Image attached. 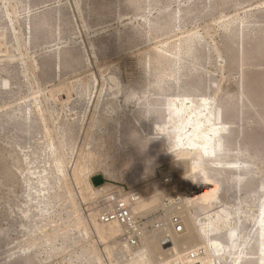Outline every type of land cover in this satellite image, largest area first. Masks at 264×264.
<instances>
[{
	"label": "rangeland",
	"instance_id": "1",
	"mask_svg": "<svg viewBox=\"0 0 264 264\" xmlns=\"http://www.w3.org/2000/svg\"><path fill=\"white\" fill-rule=\"evenodd\" d=\"M155 64L164 72L156 79ZM1 81L0 264H258L264 119L250 95L264 107V0H0ZM203 98L228 125L227 149L245 145L250 155L258 139L262 157L229 202L227 222L204 238L191 220L194 239L180 261L174 251L152 259L121 241L118 226L101 224L97 209L112 193L139 190L133 212L146 238L165 228L159 243L171 247V235L185 230L174 233L162 212L164 179L184 190L189 162L163 150L153 124L164 122V99ZM97 176L104 184L94 187ZM197 184L202 198L222 188L218 178ZM229 228L235 244L221 248Z\"/></svg>",
	"mask_w": 264,
	"mask_h": 264
},
{
	"label": "bare ground",
	"instance_id": "2",
	"mask_svg": "<svg viewBox=\"0 0 264 264\" xmlns=\"http://www.w3.org/2000/svg\"><path fill=\"white\" fill-rule=\"evenodd\" d=\"M2 39H4V38H2ZM180 55L181 54L176 55V56H178L177 57L178 60L181 59ZM193 57H195V56H193ZM3 61H4V59H3ZM191 64H193V63H191ZM188 66L191 67L190 64ZM192 67H194V66H192ZM170 73H172V72H169V75H173ZM163 74H164V72H162L160 67L156 64L151 69V75L153 76L154 79H156L160 76H163ZM176 79H177V77H176ZM112 80H114V79H112ZM255 82L256 81H254V83ZM0 83L2 85L6 84L5 81H1ZM250 84H252V83L250 82ZM116 87H117V85H116ZM128 91L129 92L127 93V95H129V96L125 97V101H128L129 99H131V97L133 95L132 90H128ZM253 91H255V90H253ZM243 94H245V93H243ZM250 94H251V92H250ZM258 94H260V93H258ZM142 95H144V94H142ZM240 97L242 99V97H243L242 92H241ZM244 97H246V96H244ZM263 97H264V95H263ZM250 98H252V104H253V102H255L257 107L260 109V112L262 111L261 112L262 115L261 114L260 115L264 119V107L261 106V100H258V99H256L258 97H255V96L252 97L251 95H250ZM250 98L248 100H251ZM259 99H260V97H259ZM116 105L117 104H115V106ZM140 105L141 104H139V106ZM163 105H164V110H165L164 122L162 124H159V123L153 124V126L154 125H155V127L157 126L159 133L163 136L162 137L163 138V150L164 151H166V150L171 151V153L172 152H178V154L181 157L186 158L189 162L188 169L185 170L182 173V175L184 178H188L190 180V183L182 191H180L181 189H179V186H176V187H178V189L176 188L177 194L181 198V201H182V218H183V225H184L185 232L183 234L171 235L172 236V243H171V239H170V242L168 243V245L170 243L172 245L167 250L164 249L159 243V241H160L159 238H161L163 236V232H166L165 228L160 229L156 232H154V231L150 232V234H147L148 235L147 238H146V232H145L144 243L141 244V247L144 246V247H142L143 251L145 252V254L152 257V259H156L159 257H161V259H163L167 256V253H169V251H174L175 252L174 256H176L175 257L176 261L175 260L174 261L179 262L180 261L179 255L181 253V251H180L181 246L183 244H186V243L193 241V239H194L193 232L191 231V228H190L191 220H192V223H194V225H196L198 232L204 238H207L208 234H210L212 231H215V230L217 231L219 224H223L224 222H227L226 220H227L228 213H229L228 210L230 209L229 208V202H231V200H233V196H234V199H236L235 197L240 194L239 192H240L241 185L250 176V174H252V169L254 168V165H256V162H258L259 159L262 157V153H261L260 149H262V143L261 142H263V141L260 142L258 139H255V141H253V143H252L253 147H252V151L250 150L251 151L250 155L247 153V147L245 145L242 148L241 146L236 144L235 145L236 147L234 149H232V150L227 149V146L229 145V139L227 138L229 136V132L227 131L228 125L226 123L222 122L220 110L218 108L214 107L213 102L211 100H209L208 98H205V99L203 98L198 103H195L193 101L184 103V100H182V101H180V104H175V100L169 101V100L164 99ZM244 105H246V104H244ZM129 106H131V105H129ZM113 107H114V105H113ZM240 110H241V108H240ZM256 112H257V110H256ZM258 114H259V112H258ZM260 115H259V117H260ZM150 122L151 121H149V124H150ZM145 134H146L145 129L140 131V135L142 137H146ZM230 155H232L235 159L234 160H227V157ZM240 155H245L246 159L241 160L239 158ZM227 171H232L233 174L227 175L226 174ZM110 174L105 172L104 177L111 179V180L114 179V177ZM259 174H261V173H259ZM261 175H263V174H261ZM216 178H218L220 180L221 186H222L221 192L219 193V195H210L209 194L210 190H208L209 192L205 191L204 194H205V196H207L205 198L204 197L202 198L200 195L197 194L198 190H199V185H198L199 183L207 182L210 179H216ZM196 181H198V184H197L198 186H193V183H195ZM257 190L258 191H264V183H259L257 186ZM192 194H194L195 196L193 197ZM251 194L252 193H250V196H251ZM259 195H260V193H259ZM237 201H238V199L236 200V203H237ZM184 219L186 221H184ZM232 219H234V218H232ZM234 223H235V221H234ZM255 225L257 228V236L256 237L258 238L257 239L258 240V251H259V257H258L259 262H258V264H264V196H261L260 199L258 200V216L255 220ZM118 229H119V227L116 228V231L114 230L115 233H117V231H119ZM108 232H109V230H108ZM100 233H101V231H100ZM234 233H235V229H232V228L228 229V232L226 233L228 243L226 244L225 247L224 246L221 247V244L219 242H215V241H212L209 239H207V241L210 243L211 247H214V248L221 247V248L227 249V248L233 247V245L235 244V241H234L235 234ZM255 234H256V231H255ZM100 235L104 236V235H102V233ZM107 236H110V235H107ZM236 244H237V242H236ZM218 251H221V250L219 249ZM254 256H255V254H254ZM141 257H144V256H141ZM174 261H172V262H174ZM207 261H209V260H207ZM180 263H182V264H197V262H195V261L191 262L188 260H183V262H180ZM180 263H178V264H180ZM208 263L211 264L210 262H207V264ZM198 264H204V262L201 261Z\"/></svg>",
	"mask_w": 264,
	"mask_h": 264
},
{
	"label": "built area",
	"instance_id": "3",
	"mask_svg": "<svg viewBox=\"0 0 264 264\" xmlns=\"http://www.w3.org/2000/svg\"><path fill=\"white\" fill-rule=\"evenodd\" d=\"M168 186L162 200V212L171 213L169 227L174 233H180L183 229L182 201L177 194L176 185L171 178L164 179ZM178 189V188H177ZM141 202L140 191L137 189L128 190L125 193L115 192L111 196L102 199L96 213L97 220L104 225H116L121 229V241L131 249H138L145 237V224L139 215L133 210ZM162 226L156 222L155 229ZM170 238L165 236L162 244H168ZM190 259H195L194 252L188 253Z\"/></svg>",
	"mask_w": 264,
	"mask_h": 264
},
{
	"label": "water",
	"instance_id": "4",
	"mask_svg": "<svg viewBox=\"0 0 264 264\" xmlns=\"http://www.w3.org/2000/svg\"><path fill=\"white\" fill-rule=\"evenodd\" d=\"M91 183L94 187H99L104 184V180L100 176H97L91 180Z\"/></svg>",
	"mask_w": 264,
	"mask_h": 264
},
{
	"label": "crops",
	"instance_id": "5",
	"mask_svg": "<svg viewBox=\"0 0 264 264\" xmlns=\"http://www.w3.org/2000/svg\"><path fill=\"white\" fill-rule=\"evenodd\" d=\"M207 192H209V191H207Z\"/></svg>",
	"mask_w": 264,
	"mask_h": 264
}]
</instances>
